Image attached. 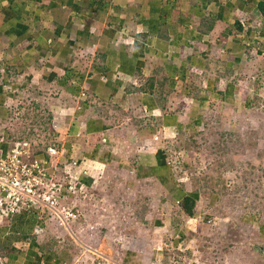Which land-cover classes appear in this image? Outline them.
I'll list each match as a JSON object with an SVG mask.
<instances>
[{
	"label": "crops",
	"instance_id": "1",
	"mask_svg": "<svg viewBox=\"0 0 264 264\" xmlns=\"http://www.w3.org/2000/svg\"><path fill=\"white\" fill-rule=\"evenodd\" d=\"M263 84L264 0H0V156L15 142L14 111L32 100L51 115L58 178L82 160L86 193L123 203L141 186L140 249L101 239L105 251L89 250L116 264H145L159 245L161 256L213 249L209 204L177 176L172 151L214 116L259 100ZM36 156L48 158L45 147ZM193 192L189 216L180 203ZM92 210L68 228L32 209L0 221V264H74L85 252L62 244L87 245Z\"/></svg>",
	"mask_w": 264,
	"mask_h": 264
},
{
	"label": "rangeland",
	"instance_id": "2",
	"mask_svg": "<svg viewBox=\"0 0 264 264\" xmlns=\"http://www.w3.org/2000/svg\"><path fill=\"white\" fill-rule=\"evenodd\" d=\"M260 92L261 97L253 107L236 110L229 118L214 116L204 127L178 140L180 146L172 151L174 170L182 182L199 190L202 200L209 204L210 210L208 208L209 212L204 213L202 219L214 226V236L208 241L205 239L204 245H213V249L198 256L185 253L162 256V264H170L174 259L175 264H182L185 259L194 257L202 264H264V236L259 233V226L264 222V89ZM19 105L13 114V123L18 126L16 132L24 127L23 135L28 141L42 145L51 143L50 113L32 100H23ZM136 193L138 205L133 207L131 198L136 199ZM132 194L134 196L130 195L123 203L115 194L96 196L92 191L78 198L82 213L93 208L87 214L92 227L91 239L84 245L87 250L68 237L62 244L70 250L76 248L85 252L74 264H116L118 256L105 257L112 262L101 256L106 250L101 239L119 242L122 250L135 248L136 244L140 249L146 241L145 227L149 221L143 219L141 186ZM79 240L84 242L83 237ZM113 246L111 244L114 252ZM90 248L100 253L89 251Z\"/></svg>",
	"mask_w": 264,
	"mask_h": 264
},
{
	"label": "built area",
	"instance_id": "3",
	"mask_svg": "<svg viewBox=\"0 0 264 264\" xmlns=\"http://www.w3.org/2000/svg\"><path fill=\"white\" fill-rule=\"evenodd\" d=\"M45 152L48 158L35 156L27 141H16L5 156H0V221L21 209L46 211L50 222L63 228L82 217L78 198L87 194V185L81 180L87 172L80 167L82 160L67 162L58 178L50 159L58 151L54 145H48ZM162 250L161 245L156 247L157 255L151 264H162ZM176 262L174 259L170 264ZM182 264L202 263L194 257L185 259Z\"/></svg>",
	"mask_w": 264,
	"mask_h": 264
},
{
	"label": "trees",
	"instance_id": "4",
	"mask_svg": "<svg viewBox=\"0 0 264 264\" xmlns=\"http://www.w3.org/2000/svg\"><path fill=\"white\" fill-rule=\"evenodd\" d=\"M258 103V100H246L245 104H244V109H249L251 107H253L254 105H256ZM51 119V117H50ZM24 127H22L21 129H19V132H16L15 137H13L14 141H18V140H23V139H28V137L24 136ZM30 132H33L31 130V128H29ZM46 144H40V142L38 144H36L33 147V151L34 154L36 156L37 151H39L41 149V147H45ZM197 191V189H195ZM199 191V190H198ZM196 204H197V193L193 192V194L191 195H187L185 196L180 203V206L182 207V209L184 210V212L189 215V216H193L194 212H195V208H196ZM171 263V262H170Z\"/></svg>",
	"mask_w": 264,
	"mask_h": 264
},
{
	"label": "clouds",
	"instance_id": "5",
	"mask_svg": "<svg viewBox=\"0 0 264 264\" xmlns=\"http://www.w3.org/2000/svg\"><path fill=\"white\" fill-rule=\"evenodd\" d=\"M18 141H27L28 143H29V147H30V149H31V151L33 152V154H34V151H33V147L36 145V144H38V143H34V142H30V141H28V139H23V140H18ZM16 142V141H15ZM15 142H13V143H15ZM13 145V144H12ZM48 145H51V144H46L45 145V150H46V147L48 146ZM46 153V152H45ZM35 155V154H34ZM87 195V194H86ZM49 220V219H48ZM50 221V220H49ZM76 264V263H75Z\"/></svg>",
	"mask_w": 264,
	"mask_h": 264
}]
</instances>
